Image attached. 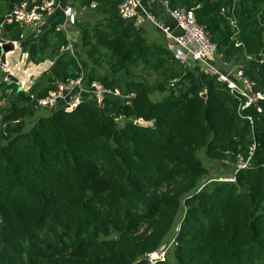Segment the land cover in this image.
Returning <instances> with one entry per match:
<instances>
[{"label": "trees", "instance_id": "trees-1", "mask_svg": "<svg viewBox=\"0 0 264 264\" xmlns=\"http://www.w3.org/2000/svg\"><path fill=\"white\" fill-rule=\"evenodd\" d=\"M22 1L0 0V23ZM91 1L79 2L71 50L56 26L36 41L17 23L0 32L29 63H51L27 93L0 83V264H136L162 247L157 264H264V100L239 113L226 84L121 19L120 0ZM161 1L193 11L217 62L264 94V0ZM78 78L119 97L101 109L86 98L70 113L36 108ZM200 152L248 164L233 181L201 183Z\"/></svg>", "mask_w": 264, "mask_h": 264}, {"label": "built area", "instance_id": "built-area-1", "mask_svg": "<svg viewBox=\"0 0 264 264\" xmlns=\"http://www.w3.org/2000/svg\"><path fill=\"white\" fill-rule=\"evenodd\" d=\"M62 1L24 0L14 6L9 14L4 16L0 23V32L5 25L17 23L25 30L36 31L35 37L38 38L40 33L43 32L41 28L46 26L48 20L55 17V12L58 10L63 16V21L56 27L60 28L65 34L69 43L66 49L71 50V44L77 42L79 38L80 30L77 21L79 17L84 15L87 7L81 6L79 10H73L70 4L63 7ZM162 4L164 12L174 23V29L179 30L180 34L174 33L172 27L151 14L150 10L144 6L143 0H120L117 6V13L121 19L133 21L136 27L143 26L145 23L151 24L162 35L165 45L179 58L182 65L197 73L214 76L220 83L226 84L229 93L239 102V113L251 107H255L261 112L259 102L264 100V94L253 91L254 83L245 78L243 71L237 66L216 63V46L209 40L205 29L198 24L193 11L185 8L170 10L167 8L166 2H162ZM96 6V1L92 0L90 8L94 9ZM6 43L8 42L0 43V48ZM12 43L14 49H17V43ZM231 67L235 69H230ZM9 73H6V75H10ZM15 79L20 90L27 93L29 87L25 88L27 86L26 81L25 83L21 82V77ZM3 81L9 84V79H3ZM11 91L10 89H5V96L10 94ZM108 95L117 98L119 97V92L117 90H105L97 82L87 84L83 81V78L69 79L64 83H58L56 88L51 90L46 97L38 99L36 108H39V110L62 109L70 113L77 109L84 101V98H86L96 109H101L103 100ZM4 102H6V97H0V105L4 104ZM247 164L248 160L245 162L239 161L235 171L245 169ZM166 250L167 247H162L158 253L149 255L147 260L150 261V264L163 262ZM155 256L156 258L150 260V257Z\"/></svg>", "mask_w": 264, "mask_h": 264}, {"label": "rangeland", "instance_id": "rangeland-1", "mask_svg": "<svg viewBox=\"0 0 264 264\" xmlns=\"http://www.w3.org/2000/svg\"><path fill=\"white\" fill-rule=\"evenodd\" d=\"M62 6L65 7L67 6V4L65 2H62ZM81 7V6H80ZM77 8V10L80 9ZM85 16V13L84 15ZM143 29L146 30V33L152 38V39H155L158 43H162L163 41V37L162 35L156 30L154 29V27L149 24V23H145L143 26ZM24 34V39L27 40V39H32V35H31V30H24L23 32ZM17 50L15 55L12 57V61H11V65H17L18 63H21L20 61V58H19V49H15ZM14 51H11V53L5 55L4 59H3V67L6 65V61H7V57L6 56H12L11 54L13 53ZM75 57L76 58H79V55H77L76 53H74ZM83 62V61H82ZM84 63V62H83ZM216 63L218 64V62L216 61ZM28 64V63H27ZM13 65V66H14ZM29 65V66H28ZM26 65L24 64V67L23 69H20L19 71H16V72H13L12 74V71L11 73H9V77H15L17 79H19L20 77L23 76L24 80H26V84L27 86H25V88L29 87H32L33 83L36 81V79L41 75L43 74L44 72H46L49 67H50V62H45L43 64H40V65H34L30 63ZM79 65L81 66L82 70H87L88 66L84 63L83 64H80ZM1 65H0V83H3V79H8L7 78V75L4 74V71L7 70L6 68L4 69V71L2 70ZM230 69H235V68H230ZM84 73V71H82ZM5 77V78H4ZM11 81V80H10ZM4 86V85H3ZM1 87L0 89V97L1 96V93H2V89H4V87ZM28 89V91H29ZM27 91V92H28ZM156 98H161L159 94H156L153 99L156 100ZM6 107H5V102L4 104L0 105V118L5 114V110ZM199 157L203 163V165L210 171V175L206 178H204V180H202L201 183H204L205 181L207 180H210V181H217V180H222V181H232V178H233V175L235 173V170H236V166L234 165H231L229 163H224V162H211L209 160H207L204 155L200 152L199 153ZM152 258H156L155 257H150V260ZM150 262V261H149Z\"/></svg>", "mask_w": 264, "mask_h": 264}, {"label": "crops", "instance_id": "crops-1", "mask_svg": "<svg viewBox=\"0 0 264 264\" xmlns=\"http://www.w3.org/2000/svg\"><path fill=\"white\" fill-rule=\"evenodd\" d=\"M62 2H65L66 4H69L73 7V10H77V8H79V0H63ZM143 4L145 7H147L151 14H153L154 16H156L157 18L161 19L165 24L169 25L170 27H172L174 29V23L172 22V20L168 17V15H166V13L164 12V7L162 4L161 0H143ZM78 14V13H77ZM81 18V17H79ZM63 21V16L61 15L60 11H56L55 12V17L53 19L48 20V22H46V26L41 28L43 31L48 28L49 26H59ZM36 31H31V35H32V39H27L28 41H36L38 38L35 37L36 36ZM174 33L176 34H180V31L177 29H174ZM42 34V32L40 33V35ZM39 35V36H40ZM19 49V48H17ZM17 50H14V52L11 54L12 56H6L7 57V63L5 65V68L7 69V71L5 72L4 69H2L5 73H8L11 71L12 72H16L19 71L20 69H23L24 64L28 65L29 63L27 62V54H21L20 53V49H19V58L21 63H18L17 65H11V61H12V57L15 55ZM11 52H8L7 54H9ZM28 63V64H27ZM31 65V64H30ZM29 66V65H28ZM51 66V63H50ZM50 68V67H49ZM21 82H24L26 80H24L23 76L20 79Z\"/></svg>", "mask_w": 264, "mask_h": 264}, {"label": "water", "instance_id": "water-1", "mask_svg": "<svg viewBox=\"0 0 264 264\" xmlns=\"http://www.w3.org/2000/svg\"><path fill=\"white\" fill-rule=\"evenodd\" d=\"M12 50H13V44L12 43H6V44H4L2 46V50H1L2 51V55H4L5 53H8L9 51H12ZM8 79H9V84H11V83L18 84L17 81L14 78H11V77L8 76ZM136 125L137 126H142V127L146 126L142 122H137ZM136 264H150V262L147 259H143V260H140L139 262H137Z\"/></svg>", "mask_w": 264, "mask_h": 264}, {"label": "clouds", "instance_id": "clouds-1", "mask_svg": "<svg viewBox=\"0 0 264 264\" xmlns=\"http://www.w3.org/2000/svg\"><path fill=\"white\" fill-rule=\"evenodd\" d=\"M8 43H12V42H8ZM13 44V43H12ZM17 46H18V48H19V44L17 43ZM20 49V48H19ZM1 50H2V47H1ZM15 49H14V46H13V50L12 51H14ZM9 52H11V51H9ZM6 54V53H5ZM4 54V55H5ZM4 55H2V58L4 59ZM28 62V61H27ZM4 63V62H3ZM3 63L0 61V65H2L1 67H3ZM29 63V62H28ZM31 64V63H30ZM2 69H4V67L2 68ZM5 75H6V73H4ZM9 75H7V77H8ZM13 78V77H12ZM15 79V78H14ZM16 80V79H15ZM17 81V80H16ZM4 82V81H3ZM18 85V84H17ZM18 87H19V85H18ZM19 90H20V88H19Z\"/></svg>", "mask_w": 264, "mask_h": 264}]
</instances>
